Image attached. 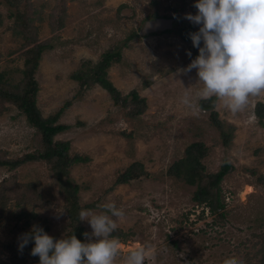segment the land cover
Here are the masks:
<instances>
[{"label":"rangeland","instance_id":"obj_1","mask_svg":"<svg viewBox=\"0 0 264 264\" xmlns=\"http://www.w3.org/2000/svg\"><path fill=\"white\" fill-rule=\"evenodd\" d=\"M196 2L64 0V28L53 30L61 0H30L13 7L0 0V72L12 85L22 80L24 69V39L15 20L27 22L24 13L41 11L34 27L39 41L50 42L52 48L43 54L36 74L37 105L48 118L71 102L58 121L70 129L55 140L70 141L71 154L89 158L70 173L80 187L84 210L99 214L103 205L115 203L125 213L112 233L120 241L115 264H126L128 254L141 246L150 251L145 264H223L233 256L244 264L259 249L254 244L264 232V121L260 123L255 115V105L264 103V98H252L247 109L235 116L223 107L216 108L226 129L233 132L225 145L210 113L199 107L196 94L203 84L198 83L197 70L175 76L196 58L193 43L183 42L176 30L140 35L156 10L162 15L174 13L181 25L191 24L198 32L200 25L184 18L187 13H197ZM133 32L139 36L127 39ZM114 48L121 50L122 61L109 68V79L124 96L136 91L146 100L147 109L137 119L127 115L129 108L116 105L101 87L80 93L79 84L71 79L84 63L93 66ZM186 91L194 107L181 103ZM4 108L1 111L0 107V155L4 152L9 158H20L34 149L35 129L14 105ZM197 142L208 148L203 160L208 173L218 172L227 161L233 166L221 184L224 222L193 200L196 187L167 174L185 156L186 148ZM137 162L147 175L115 185L118 176ZM15 173L22 184H38L48 205L34 210L10 205L0 220V264L10 263L3 246L12 242V229L22 212L35 211L31 229L33 225L42 227L57 240L65 237L68 222L62 196L44 163H29L17 172L0 167V183ZM82 223L85 233L93 231L87 221ZM27 261L39 264L30 258Z\"/></svg>","mask_w":264,"mask_h":264},{"label":"trees","instance_id":"obj_2","mask_svg":"<svg viewBox=\"0 0 264 264\" xmlns=\"http://www.w3.org/2000/svg\"><path fill=\"white\" fill-rule=\"evenodd\" d=\"M4 2L13 7L14 5L19 6L22 2L30 3V0H4ZM61 2L63 3L64 0H61ZM153 4L157 5V2L154 1ZM167 8L168 10L171 9L169 6ZM65 9L63 3L60 14L54 19L53 30L64 28L67 18ZM24 14L27 16V22L18 17L15 20V24L24 39L22 46V55L24 57L23 78L18 84L12 85L7 81L5 74L0 72V107L2 111L5 109V104L14 105L26 117L28 124L35 129L33 138L34 149L30 153L16 159L9 158L8 153L1 152L0 167L17 172L19 168L26 164L44 163L63 199L62 208L66 212L68 221L64 238L75 235L82 242H86L85 229L82 221H79V212L82 209L84 210L85 207L80 202V187L74 183L70 173L74 166L88 163L89 158L79 154H71L70 141L55 140L56 136L70 129V126L61 124L58 121L64 111L71 105V102H66L58 112L48 118H45L38 108L39 84L36 74L43 54L52 46L50 42L39 41L37 29L34 27V23L37 21V17H40L41 11ZM10 17H13V15L11 14ZM156 17L173 18L174 15H162L156 10L148 18ZM193 32H195L193 25L183 23L181 28L176 31V34L183 42L190 44L192 42L190 33ZM138 36V32H133L127 39L132 40ZM116 49L106 51L102 54L101 60L93 66L89 63H84L81 69L71 75V79L79 84L80 93L95 86L101 87L109 93L116 105L129 108L127 115L137 119L147 109L146 100L141 98L136 91L124 96L113 85L108 76L109 68L113 64L122 61L121 50ZM192 50L194 57H197L199 49L193 46ZM199 107L210 113L212 123L221 131L224 144L228 145L233 137V132L230 129H226L224 123L219 119V114L216 108L213 107V101L200 100ZM255 115L260 123L264 121V103L258 102L255 105ZM207 155L208 148L204 143H192L186 148L185 156L169 167L167 174L176 179H184L188 185L196 187L193 200L199 205L208 207L211 214L217 215L216 217L224 222L226 220V211L221 196V184L231 172L233 166L227 161L218 172L208 173L203 163ZM146 175L143 165L137 162L118 176L115 185L128 184ZM261 181L264 184V177L261 178ZM40 191V187L36 183H20L16 173L8 180L1 182L0 220L5 217L12 203L16 207L24 209L30 207L34 210L46 207L48 203L43 200ZM34 212H22L18 216L19 222L12 229L13 240L3 246L4 250L10 255L9 264H28V258L33 259L35 262L40 261L39 256L31 255V250L35 246L34 240L30 241L22 251L19 247L22 234L29 233L32 230L31 221L36 217ZM20 220L24 221L21 223ZM44 231L48 233L46 229ZM257 239L258 241L254 246H259V249L253 257H247L244 264H264V232L259 234Z\"/></svg>","mask_w":264,"mask_h":264},{"label":"clouds","instance_id":"obj_3","mask_svg":"<svg viewBox=\"0 0 264 264\" xmlns=\"http://www.w3.org/2000/svg\"><path fill=\"white\" fill-rule=\"evenodd\" d=\"M194 7L197 13L184 18L200 25L198 32L190 33L199 55L175 76L196 69L198 83L203 84L197 97L212 100L214 108L223 107L235 116L247 109L252 98H264V0H197ZM187 54L191 56L190 51ZM181 103L195 106L188 91ZM103 209L99 214L79 212V221H87L93 230L84 233L88 242L75 235L57 240L33 225L31 232L22 234L20 250L34 240L31 255L39 256V264H115L120 241L112 233L125 213L115 203H106ZM149 258V248L141 246L128 254L126 264H145ZM223 264L241 262L233 256Z\"/></svg>","mask_w":264,"mask_h":264},{"label":"water","instance_id":"obj_4","mask_svg":"<svg viewBox=\"0 0 264 264\" xmlns=\"http://www.w3.org/2000/svg\"><path fill=\"white\" fill-rule=\"evenodd\" d=\"M181 23L175 18L156 17L145 21L141 31V36H149L156 33H164L171 30H179Z\"/></svg>","mask_w":264,"mask_h":264},{"label":"flooded vegetation","instance_id":"obj_5","mask_svg":"<svg viewBox=\"0 0 264 264\" xmlns=\"http://www.w3.org/2000/svg\"><path fill=\"white\" fill-rule=\"evenodd\" d=\"M170 13V12H169ZM171 15H174V13L173 14H171ZM173 18H175V17H173Z\"/></svg>","mask_w":264,"mask_h":264}]
</instances>
